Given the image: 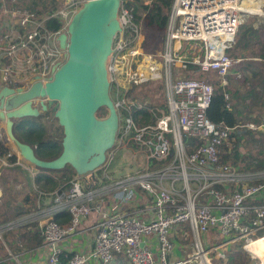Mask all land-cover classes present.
<instances>
[{
  "label": "built area",
  "instance_id": "built-area-1",
  "mask_svg": "<svg viewBox=\"0 0 264 264\" xmlns=\"http://www.w3.org/2000/svg\"><path fill=\"white\" fill-rule=\"evenodd\" d=\"M14 5L16 0H11V8L5 9L0 0V15L12 21L10 31L0 39V90H26L34 78L44 85L52 77L53 68L65 61L58 37L76 13L78 0H67L48 17ZM253 6L251 0H173L160 51L152 52L144 48L143 17L138 21L134 8L121 0L117 14L121 31L113 39L106 62L109 92L114 96L110 98L118 115L111 152L134 145L154 165L114 180L105 168L107 162L99 169L100 175L89 176L91 181L77 177L69 189L53 193L56 213L68 211L70 222L63 227L49 219L39 228L43 247L49 251L46 264H60V242L93 213L97 219L93 247L72 253L66 264H113L117 256L127 264H211L207 256L213 251L236 241L245 248L264 237L259 236L264 233V171L245 173L219 162L232 132L264 133V117L233 128L213 123L206 115L212 83L193 78L214 75L220 87H230L227 76L238 61L227 52L235 43L238 27L244 15L264 16V7ZM49 18L61 20L63 28L46 30ZM154 83H160L165 92L161 113L139 102L137 95L144 85ZM223 97L224 109L230 110L229 95ZM40 101L33 100V106L39 107ZM140 109L155 120L140 124L134 118V110ZM186 138L194 142L187 144ZM0 141L7 142L3 133ZM12 154L0 158V168L20 165L17 153V160L9 161ZM137 188L146 197L144 204ZM182 227L191 235L192 250L177 256L185 250L174 237ZM12 228V224L0 226V241ZM215 236L222 242L207 248V240ZM150 237L155 238L157 248Z\"/></svg>",
  "mask_w": 264,
  "mask_h": 264
},
{
  "label": "trees",
  "instance_id": "trees-1",
  "mask_svg": "<svg viewBox=\"0 0 264 264\" xmlns=\"http://www.w3.org/2000/svg\"><path fill=\"white\" fill-rule=\"evenodd\" d=\"M26 0H17L19 3H24ZM126 1L128 6L134 8L137 20L143 21L146 26L163 31L166 27L167 16L170 11L173 0H122ZM10 3L11 0H7ZM60 2V1H59ZM145 2L149 4L145 5ZM14 6H18L17 4ZM24 9L34 11L41 17H48L53 15L58 10V0H27L24 3ZM13 7V6H12ZM45 28L50 32H59L63 28V23L58 18H49L45 21ZM262 26H256L254 23H243L238 27L235 35V43L227 52V56L231 60L238 61L233 67L232 75L227 76L228 82L238 81L234 78L235 73H243L244 91L239 89H225L220 87L218 83L214 86L216 88L213 92V97L209 108L207 109V118L215 124H223L227 127L233 128L239 124L247 122H259L261 116L253 117L254 113L260 114L264 112V35L262 34ZM190 69H193L189 67ZM209 75V74H206ZM211 77L214 75H210ZM211 77L208 79L210 83ZM207 80V79H205ZM224 93L229 95L230 110H225ZM134 118L140 124L152 123L155 118L146 109L134 110ZM108 111L101 108L97 111L96 117L105 118ZM160 116V113H157ZM14 136L24 144L29 145L39 160L52 161L60 156L62 147L61 142L63 138L62 128L58 125L57 120L53 118L50 112L41 114L39 117L22 118L14 121L13 125ZM233 140V147L231 155L224 148L221 153L219 162L227 164L229 160L232 161L234 167L237 168L238 163H242L239 169L245 173H257L264 171V133L260 131H251L248 129H237L230 135ZM187 144H192L194 140L185 139ZM248 144L246 146L245 144ZM243 145L249 148L250 145L256 150L255 155L246 153L242 155L239 148ZM11 153L10 148L5 141H0V158ZM231 156V157H230ZM17 156L12 154L9 161L14 163ZM24 165V161H21ZM28 167H31L27 164ZM26 167V166H25ZM27 167V168H28ZM35 175L32 183L35 186V198L42 199L49 196L54 199L55 192H63L69 189L70 182L77 178L74 170L66 166L61 171H49L31 167ZM11 175L0 174V226L12 224L14 228L2 234L0 241V251L6 248L10 254L13 253L11 244L12 241H17L22 232L26 233L27 228L33 227V238L35 245L39 246L42 243L40 229L35 227L37 223L28 225L19 221V218L29 215L36 207L35 198L30 195H25L21 204H18L17 197L21 191H17L15 184L18 181H23L22 168L16 166L12 169H1ZM88 180L91 178L88 176ZM264 203V201H263ZM16 204V205H14ZM51 220L58 225L68 224L70 222V215L68 211H59L54 213ZM61 226V225H60ZM16 228V229H15ZM264 233L259 234L263 236ZM236 247V248H235ZM240 247V248H239ZM234 250L232 251V249ZM242 242H236L231 246L227 255V264H249V260L245 259L246 254L242 253ZM245 251L248 252L247 246ZM225 254V253H224ZM72 254L62 253L59 260L60 264H66ZM7 255H2L1 259L7 258ZM116 264H127L122 256H117ZM0 264H6L1 263Z\"/></svg>",
  "mask_w": 264,
  "mask_h": 264
},
{
  "label": "water",
  "instance_id": "water-1",
  "mask_svg": "<svg viewBox=\"0 0 264 264\" xmlns=\"http://www.w3.org/2000/svg\"><path fill=\"white\" fill-rule=\"evenodd\" d=\"M120 4L121 0L85 1L58 37L65 61L53 68L52 77L44 85L34 78L26 90H0V120L5 123V137L29 166L49 171L69 166L78 178H94L106 163L118 131L106 62L113 39L121 31L117 20ZM36 99L41 100L39 107L33 106ZM101 108L108 115L100 119L96 113ZM46 112H51L63 132L61 154L52 161L36 158L33 149L13 133L15 120L36 118Z\"/></svg>",
  "mask_w": 264,
  "mask_h": 264
},
{
  "label": "rangeland",
  "instance_id": "rangeland-1",
  "mask_svg": "<svg viewBox=\"0 0 264 264\" xmlns=\"http://www.w3.org/2000/svg\"><path fill=\"white\" fill-rule=\"evenodd\" d=\"M62 1L63 0H60V2H59V0H58V9L61 7L60 4L62 3ZM85 1H87V0H78L77 10H79L81 8L82 4ZM251 1L254 4L253 8H256V6H258V5L260 7L261 6L264 7V0H251ZM24 3L26 4L27 0ZM24 3L23 4L20 2L18 3L16 0V4L20 8L25 7ZM2 4H3V8H5V9H7L10 6V3H8L7 0H2ZM69 21H68V23H69ZM243 21H244L243 23H254L256 26L264 27V16H261V15H260V17L259 16H250V15L245 16L244 15ZM11 25H12V21L9 17L5 18V16L0 15V39H2L4 34H6L10 31ZM261 30H262V34L264 35V28H262ZM142 31H143L145 50L146 51H152V52L153 51L159 52L164 31H160V30H157L155 28L148 27L145 25V23H143ZM0 42H1V40H0ZM191 44H193V43H191ZM210 77H211L210 75H197L196 77H193V78H204V79L208 80ZM244 77L245 76L243 73H239V72L236 73L234 75V78L237 80H240V82H238V81L236 82V81L232 80L231 85L229 83V86L231 87V89H235V90L239 89L240 92H243L244 86H242V82L244 81ZM210 80H212L211 81L212 86L215 89L216 86H214V85L216 83H218V81L214 80L213 76L211 77ZM109 94H110V97H112V98L114 97L113 92H111V90H110ZM137 95L139 98V102L144 103L148 106H151V108H153V109H158V111H160V113H161L162 108L165 106V103H166L165 92H164V90H162L160 83H154L151 85L150 84L144 85L140 90H138ZM157 113H159V112H157ZM259 115L261 116L260 118L262 119L264 117V112H261L260 114L255 112L253 117H258ZM119 119L121 121V115L119 116ZM4 138H5V133H4ZM7 144L9 146L10 150L16 154V151L13 149V147L9 143H7ZM243 144H245V143H243ZM245 145L248 146V144H245ZM224 147L228 148L227 151H230L228 153L231 155V150L233 147V140L228 141L226 143V146H224ZM239 151H240V153H242V155H244L246 153H251V154L255 155V153H256V150L254 149V147L252 145H250L249 148H246L245 146L241 145L239 148ZM110 152L111 151H109L107 153L108 156H107L106 163L108 162V165L105 168L107 171H109V174L111 175L112 179H114V180L133 175L139 170H142V171H145L147 169L150 170L154 165V163L149 164L141 156V154L138 153V149L134 145H129L127 147L121 148L116 152L115 151L111 152V153ZM227 164L234 167L231 160H229L227 162ZM241 164L242 163H238L237 168L241 167ZM24 165L26 167H28L27 163H25V162H24ZM242 166H243V164H242ZM14 168H16V167H14ZM28 168L31 169V171H32L31 167H28ZM1 169H4V168H0V174L3 173L4 175H6V174L9 176L11 175L10 173H7L5 170L1 171ZM10 169H12V168H10ZM32 172H34V171H32ZM100 172L101 171L97 170L96 174L100 175ZM28 177L30 178V176H28ZM28 177H24L22 175V178H20V180L23 179V181H18V183L15 184V187H17L16 190L21 191V193L17 197V200L19 199L18 201H20L21 198L25 197V195H27V194L30 195L31 198H35V196H34L35 192H33L30 188V180H28ZM80 181H82V180H80ZM83 181L88 182V176H85L83 178ZM34 189H35V186H34ZM136 191L138 192V194L141 195L140 202H142V204H144V202H146V197L144 196L143 191L140 188H137ZM0 207H1V202H0ZM0 210H1V208H0ZM38 211L39 210L37 208H35L33 210V212L28 215L29 216V218L27 219L28 225H32L33 223H36V221H37V219H36L37 214L36 213H38ZM37 228H39V227L36 226L35 229H37ZM174 237H175L177 245L180 244L181 246L185 247L184 252L179 253V251H178L176 253L177 256H179V255L185 256L186 253L191 252L192 240H191V235L189 234V231L187 230V228L182 227V228L175 230ZM220 242H222V241L217 236L212 237V238L207 240L206 247L207 248H213V247L217 246L218 244H220ZM236 242H239V241H236ZM236 242H233L227 248L220 249L216 252L213 251L211 254L212 261L214 262L213 264H227L228 251L230 250L231 246H233ZM243 248H244V243L242 242V250L241 249L240 250L242 253L246 254L245 259L249 260V264H258L259 261L256 258H254L252 255H250L248 252H246ZM6 250L7 249L4 248V250L1 251V255H4V256L7 255ZM233 250H234V248L232 249V251Z\"/></svg>",
  "mask_w": 264,
  "mask_h": 264
},
{
  "label": "crops",
  "instance_id": "crops-1",
  "mask_svg": "<svg viewBox=\"0 0 264 264\" xmlns=\"http://www.w3.org/2000/svg\"><path fill=\"white\" fill-rule=\"evenodd\" d=\"M4 125L5 123L0 120V133L4 134ZM8 146V144H7ZM9 147V146H8ZM19 168H22V175L24 177H28V180H30V188L33 192H35L34 184L32 183L33 176L35 175L34 172L31 171V169L23 166L20 161V165L17 166ZM1 196V192H0ZM24 198V197H23ZM23 198H21L20 201H18V204L22 203ZM19 200V199H18ZM16 205V204H14ZM35 205L37 209L39 210L37 214V227L41 228L45 222H47L49 219H51L52 215L56 213L55 207L53 205V198L46 196L42 199H36ZM29 218L28 215L23 216L19 218V221H21L23 224L27 223V219ZM97 219L96 214L93 213L91 216H89L87 219L82 221L77 231L73 234L68 235L65 239H63L60 244L59 248L62 253L65 254H72L77 253L81 251H89L93 247V238L95 235V227H96ZM63 227H66L68 224H60ZM22 237L18 238L17 241H12V248L13 253L10 254L8 250L7 252V258L1 259V251H0V262L6 263V264H46V258L49 254V251L47 248L43 247V244L37 246L35 245L34 241H32L34 232L33 227L27 228L26 233H21ZM150 242L154 246V248H157L156 241L154 237L149 238ZM262 245L264 246V237L260 239ZM6 249V248H5ZM5 254V253H4ZM90 264H98L96 262H91ZM113 264H116L114 262ZM264 264V263H260Z\"/></svg>",
  "mask_w": 264,
  "mask_h": 264
},
{
  "label": "bare ground",
  "instance_id": "bare-ground-1",
  "mask_svg": "<svg viewBox=\"0 0 264 264\" xmlns=\"http://www.w3.org/2000/svg\"><path fill=\"white\" fill-rule=\"evenodd\" d=\"M66 2H67V0H63L62 3L60 4L61 7L65 6ZM247 248H248V253L259 261L258 264L264 263V246L262 245L260 239L256 242L248 245ZM207 259L209 260V262L211 264L214 263L210 256H207Z\"/></svg>",
  "mask_w": 264,
  "mask_h": 264
}]
</instances>
